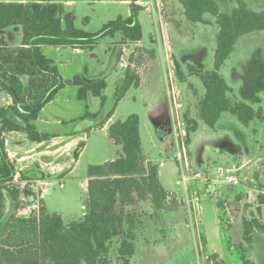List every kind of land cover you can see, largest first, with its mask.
<instances>
[{
  "label": "rangeland",
  "instance_id": "374dc122",
  "mask_svg": "<svg viewBox=\"0 0 264 264\" xmlns=\"http://www.w3.org/2000/svg\"><path fill=\"white\" fill-rule=\"evenodd\" d=\"M217 1L222 11H230L237 6L238 0ZM247 1L253 10H264V0ZM165 6L163 3L158 6L161 13L139 12L138 18L143 28L142 41L146 48H138L136 67L143 69L151 63L152 55L147 48L153 47L156 57L152 68L143 70L142 84L132 86L120 101H117V97L124 74L123 67L118 63L124 51L120 34L101 39L93 51L87 50L85 53H76L71 46L60 49L43 46L42 52L58 67L66 86L41 110L35 125L40 132L63 136L60 145L64 146V153L49 165L45 164L47 160L34 161L31 167L38 176L26 175V180H29L26 186L19 181L13 182L12 186L20 190L19 205L16 209L11 196L6 194L5 217L0 230L13 214L15 222L29 220L38 217L41 209L49 214H60L66 223L81 219L88 198L85 185L88 166L115 159L122 153V145L115 144L108 130L100 127V123L110 113H113L111 123L137 114L140 117L143 154L159 166L160 180L172 198L176 199V204L159 210L151 194L141 198L137 193H134L130 208L123 210L118 202L115 211L120 233L113 237L109 245L110 263L123 264L119 248L129 229L126 215L130 216L131 212L135 218L136 250L130 264H198L200 252L203 256L217 253L225 264H243L242 222L232 221L235 223L233 228H225L229 218L226 209L241 194L242 203L253 208L258 216V196L264 191V30L243 36L220 71L234 88L230 97L243 100L256 110L261 109L262 118H256L248 126L229 112L222 113L215 127L199 120L198 128L191 133L188 143L186 139L182 141L174 130L167 91L175 78L182 102L188 110V113L183 111L184 115H188L189 120H197L196 106L204 97L206 89L193 70L208 71L214 68L220 27L217 17L210 13L204 16L207 23L188 21L179 0H165ZM69 9L76 16L77 26L90 32L98 31L103 26L101 23L113 19L110 18L113 17L110 16L111 11H121V16L125 11L124 6L107 3H79ZM6 34L12 44L19 42L18 34L10 30ZM152 36L157 39L156 45L151 42L154 40H151ZM127 43L129 51L133 52L134 45ZM171 56L179 62L183 80L176 73L175 60L173 68L167 67ZM84 67L87 68L88 76L106 78L108 86L103 91L106 96L104 104L93 94L84 100L78 98V87L71 80L76 75H82ZM11 101L10 96L0 93V106L8 105ZM157 106L163 109V118L158 123L163 126L160 129L162 132L158 131L157 119L153 117ZM87 111L98 113L97 118H84ZM75 137L82 138L74 147L69 142ZM9 138L11 141L6 144V148L23 154L18 140H25L26 135L19 132L11 134ZM26 142L31 144L28 139ZM182 142L187 152L181 165L178 153L182 150ZM245 158L249 159V163L245 162ZM24 163L15 160L18 168L25 166ZM233 166L238 169L234 170ZM183 175L187 178L186 182L182 181ZM230 176H235L237 182H229ZM30 184H34V187ZM33 194L40 202L39 210L29 207L32 203L29 195ZM194 197L199 200L192 205L190 200ZM24 207L28 209L22 211ZM18 210L22 213L18 214ZM262 216L264 220V205ZM181 224L184 226L183 233L178 228ZM252 247L251 254L256 263L264 264V233L255 234ZM248 252L250 255V250Z\"/></svg>",
  "mask_w": 264,
  "mask_h": 264
},
{
  "label": "trees",
  "instance_id": "16d2710c",
  "mask_svg": "<svg viewBox=\"0 0 264 264\" xmlns=\"http://www.w3.org/2000/svg\"><path fill=\"white\" fill-rule=\"evenodd\" d=\"M65 0H0V93L11 96L12 102L0 106V224L5 217L6 194H9L17 209L20 190L13 187L16 164L6 149V132H23L33 142L51 139L48 133L38 131L35 121L41 110L50 103L66 84L58 67L42 52L43 46H72L92 51L99 41L107 36L120 34L122 43L139 42L143 39V28L138 15L144 7L138 0L129 1L131 15L119 17L105 23L96 32H90L76 25V16L67 11ZM92 1V0H89ZM101 1V0H94ZM186 18L192 23H207L204 16L210 13L217 17L220 31L212 70H193L202 80L206 92L197 105L200 120L215 127L222 113L235 115L245 126L256 118H262V110H256L243 100H233V87L221 74V68L235 51L239 39L247 34L264 30V10L250 8L245 0H238L230 11H222L217 0H179ZM19 35V42L12 44L7 31ZM151 55L154 50H149ZM131 64L124 70L120 81L117 101H120L132 86H139L141 78L137 68ZM178 77L183 78L180 64L175 60ZM183 80V79H182ZM71 82L78 87L79 99L89 94L99 97L104 104L103 91L108 83L105 77L88 76L87 68L82 75H76ZM98 113L86 112L84 118H97ZM110 113L100 127L112 118ZM191 133L198 128V121L188 119ZM109 137L122 145L119 157L101 164L89 165L87 172L88 198L81 219L66 223L58 213L49 214L41 209L33 219L15 222L10 216L0 230V264H111L108 256L113 237L120 233L117 213L118 202L122 209L130 208L134 193L141 198L152 195L159 210L175 205L176 199L167 191L160 180L159 166L143 154L140 137V117L137 114L125 120L115 121L108 128ZM81 152L78 151V154ZM27 173V174H26ZM22 174V178L38 176L35 170ZM14 185V184H13ZM31 196V195H29ZM169 197L170 200H169ZM33 196L29 197L32 201ZM237 195L229 203V215L225 228L230 229L233 220L243 224L242 262L256 264L249 255L254 233H264L261 218L264 205V191L258 196V216L251 217L248 207ZM221 207V204H219ZM123 214L126 215V213ZM129 229L121 243L119 254L123 264H130L135 255V218L130 212ZM214 264H225L217 253L210 255Z\"/></svg>",
  "mask_w": 264,
  "mask_h": 264
},
{
  "label": "crops",
  "instance_id": "0c3cea01",
  "mask_svg": "<svg viewBox=\"0 0 264 264\" xmlns=\"http://www.w3.org/2000/svg\"><path fill=\"white\" fill-rule=\"evenodd\" d=\"M247 3H248V1L247 0H245ZM79 3H81V4H84V3H92V4H95V3H107V4H111V5H121V7H125V11H123V15L122 16H127V17H129L130 15H131V10H130V7L128 8V6H130V2L129 1H115V0H101V1H94V0H92V1H89V0H65L64 2H63V4H64V6H65V8H66V10L67 11H71V12H73V10H71V9H69V7L70 6H75V5H77V4H79ZM138 3L139 4H141L143 7H144V10H146V11H152V12H155V11H157V12H159V13H161L159 10H158V6L160 7V5L163 3V6H164V8H166V6H165V0H138ZM248 5H249V3H248ZM221 8V7H220ZM234 8V7H233ZM111 11V10H110ZM120 12L121 11H116V12H112L111 11V15L110 16H113V17H110V18H113V19H110V21L111 20H115V18L118 16V18L119 17H122L121 15H120ZM74 13V12H73ZM126 17V18H127ZM77 22V21H76ZM101 24H105L104 22L103 23H101ZM76 25H77V23H76ZM78 27V26H77ZM83 29H85V28H83ZM86 30V29H85ZM16 38H17V36H16ZM152 38L154 39V40H152ZM242 38V37H241ZM240 38V39H241ZM239 39V40H240ZM151 42H152V44H157V39H155V37H151ZM239 42V41H238ZM131 44H133L134 45V47H135V50L132 52V51H129V49H128V43L127 42H125V44L123 43V53L121 54V56H120V58L118 59V63H119V65L121 66V67H123V69L125 70L127 67H128V65L129 64H131V61H130V57H131V55L132 54H134V60L132 61V67H136V63H135V56H137V53H138V48L140 47V46H142V47H145L146 48V46H144V44H143V41L141 40V41H139V42H131ZM53 47H55V46H53ZM61 47H63V46H60V47H58L59 49L61 48ZM72 47V46H71ZM43 48V47H42ZM73 48V51L74 52H76V53H85L87 50H85V49H82V48H80V47H72ZM147 49H150V50H154L155 51V54L152 56V58H151V63L147 66V67H145V68H143V69H140L139 67H136L137 69H138V72H139V75H140V78H141V83L140 84H142V75H143V70H145L146 68L148 69L149 67H151L152 68V62H154V58L156 57V50L153 48V47H149V48H147ZM235 49H236V47H235ZM93 51V50H92ZM119 51V50H118ZM235 52V51H234ZM233 52V53H234ZM131 53V55H130V57H129V59H128V55ZM233 55V54H232ZM117 56H118V54H117ZM151 56V55H150ZM169 56H170V54H169ZM174 56H171V59L169 60V61H167V67H169V69L170 68H173L172 66H173V61L175 60L174 58H173ZM48 58V57H47ZM49 59V58H48ZM50 60V59H49ZM51 61V60H50ZM52 62V61H51ZM226 63V62H225ZM169 64H171V67H170V65ZM223 67V66H222ZM85 68V67H84ZM62 75V74H61ZM91 77V76H90ZM64 78V77H63ZM94 78V77H93ZM124 78V74H123V76H122V78L121 79H123ZM173 80H175L176 81V79L175 78H173ZM234 89V88H233ZM233 93H234V91H233ZM232 93V94H233ZM7 96H10V95H8V94H6ZM231 95V94H230ZM10 98H11V96H10ZM231 98V97H230ZM232 99V98H231ZM12 102V101H11ZM186 110V108H185V104H184V102H183V111H185ZM196 114L198 115V109H197V106H196ZM162 113H163V109H160V107L159 106H157V108L154 110V112H153V117L155 118V119H157V121H156V125H157V127H158V131L159 132H162L160 129H162L163 128V126L162 125H159L158 123L161 121V119L163 118V115H162ZM185 113H188V110H186L185 111ZM111 120V119H110ZM110 120L104 125V127H102V128H105V129H107L108 130V128H109V126H110V124H111V122H110ZM197 120H198V123H199V120H200V118H199V115H198V118H197ZM0 127H1V125H0ZM14 133H19V132H6V133H4V136H5V143L6 144H8L9 143V141H11V139L9 138V136L11 135V134H14ZM21 133H23V132H21ZM41 133H48V132H41ZM25 134V133H24ZM48 134H50V133H48ZM26 135V134H25ZM51 135V139L50 140H47V141H43V142H40V143H38V142H33V141H31V140H29L28 138H27V135H26V138H25V140L24 139H20V140H18V143H19V148L21 149V150H23L24 151V153L23 154H21L20 152H18V151H14V152H12L9 148H6L7 149V152H8V154H9V156H10V158L13 160V161H18V162H23V161H25V166H23V167H21V168H18V166H16V168L17 169H21V174H23L24 173V171H29V170H32V167H31V165L32 164H34V161H36V160H38V161H42V160H47L46 161V165H49V164H52L54 161H56V160H58L59 159V157L64 153V151H63V145H60V140L61 139H63V136H57L56 134H50ZM82 138V137H81ZM81 138H73L69 143H71V145L72 146H76V145H78V142L80 141V139ZM27 139L29 140V141H31V144L29 145L26 141H27ZM59 139V140H58ZM59 143V144H58ZM116 144V143H115ZM13 149H14V147H12ZM27 153H29V154H27ZM187 159H189V157H188V153H187ZM113 160V159H112ZM149 160V159H148ZM245 162L246 163H249V159L248 158H245ZM244 162V163H245ZM27 166V167H26ZM26 169H25V168ZM234 168V170L235 169H238V168H236L235 166H233ZM25 169V170H24ZM28 169V170H27ZM198 174V173H197ZM196 174V175H197ZM195 175V176H196ZM195 176H193V178L192 179H194V177ZM87 183H88V178L86 179V183H85V185L87 186ZM239 195V194H238ZM241 195V194H240ZM32 196V195H31ZM31 196H29V197H31ZM32 200H33V198H32ZM243 202V201H242ZM259 206V203L257 204V206H256V208ZM261 206V208H262V205H260ZM220 207V206H219ZM193 211H194V209H193ZM248 212H249V215L251 216V217H255V216H257V214L254 212V210H253V208H251V207H249L248 208ZM261 218H262V220H263V216H262V214H261ZM238 220H240V219H237V220H233V221H238ZM241 221V220H240ZM264 221V220H263ZM242 222V221H241ZM194 222L192 221V224H193ZM234 222L233 223H231V227H230V230L233 228V226H234ZM188 226H189V228L191 229V227H190V225L188 224ZM193 226H194V224H193ZM242 227H243V224H242ZM199 230V229H198ZM259 231H257V232H255L254 233V236H253V241H254V237H255V234L256 233H258ZM242 240H243V230H242ZM244 242V241H243ZM242 242V243H243ZM241 243V244H242ZM253 243V242H252ZM198 245V244H197ZM252 245H251V248L249 249L250 250V256H251V258L254 260V262L256 263V261H255V258L252 256V254H251V250H252ZM133 259V258H132ZM131 259V260H132ZM264 260V259H263ZM197 261H198V259H197ZM201 264H209L208 262H204L203 261V263L201 262ZM257 264V263H256Z\"/></svg>",
  "mask_w": 264,
  "mask_h": 264
},
{
  "label": "built area",
  "instance_id": "2783aa9c",
  "mask_svg": "<svg viewBox=\"0 0 264 264\" xmlns=\"http://www.w3.org/2000/svg\"><path fill=\"white\" fill-rule=\"evenodd\" d=\"M167 100H168V103H169V108L171 109V117H172V123H173L174 130L176 131L178 137L182 138V141L184 139L187 140V137L189 136L188 122H187L186 117H185L184 112H183L182 94H181V92H180V90L178 88L177 80L176 81L173 80L171 82V86H170V88L167 91ZM182 146H183L182 150L179 151V153H178V158L180 159L181 165L183 163V160L186 159V152H187V150H186V148L184 146V142H182ZM182 169H184L183 166H182ZM16 170L17 171H16L15 179H14L13 182L19 181L20 184L26 186L28 184L29 180H26V179L22 178L21 169H17L16 168ZM186 180H187V178L183 175V180L182 181L186 182ZM37 182L46 183V182H42L41 180H37ZM229 182H233V183L237 182L236 177L235 176H230L229 177ZM30 186L34 187V184H30ZM60 186L62 187L63 184L61 183ZM32 193H34V192L32 191ZM32 196H33V201H31L32 203L30 204L29 207L31 209H33V210H39L40 202H39L38 199H35L36 198L35 194H33ZM43 196H44V194L41 195V197H43ZM170 198L171 197H169V199ZM198 200H199V198H195L194 197V198H192L190 200V204L192 203V205H193V203H198ZM26 209H28V208L24 207V208H22V211H26ZM22 211L18 210V214H21ZM192 227H194L193 224H192ZM195 236H196V238H198L197 234ZM198 247H199V244H198ZM199 252H200V250H199ZM210 255L211 254H206L205 256H203V254L200 252V256L198 255L197 263L201 264L202 261H208L209 264H214V262L210 258Z\"/></svg>",
  "mask_w": 264,
  "mask_h": 264
},
{
  "label": "water",
  "instance_id": "95a60500",
  "mask_svg": "<svg viewBox=\"0 0 264 264\" xmlns=\"http://www.w3.org/2000/svg\"><path fill=\"white\" fill-rule=\"evenodd\" d=\"M179 232L183 233L184 232V226L181 224L178 226Z\"/></svg>",
  "mask_w": 264,
  "mask_h": 264
}]
</instances>
